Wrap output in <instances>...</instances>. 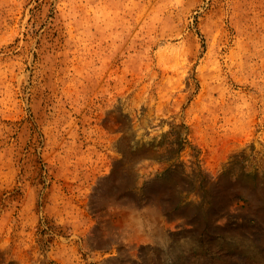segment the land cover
I'll list each match as a JSON object with an SVG mask.
<instances>
[{"label":"rangeland","instance_id":"1","mask_svg":"<svg viewBox=\"0 0 264 264\" xmlns=\"http://www.w3.org/2000/svg\"><path fill=\"white\" fill-rule=\"evenodd\" d=\"M0 264H264V0H0Z\"/></svg>","mask_w":264,"mask_h":264}]
</instances>
